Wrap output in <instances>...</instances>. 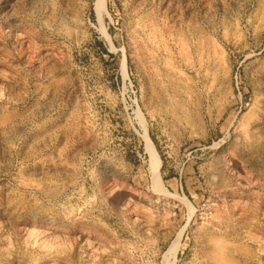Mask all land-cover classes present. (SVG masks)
Here are the masks:
<instances>
[{"label": "rangeland", "instance_id": "374dc122", "mask_svg": "<svg viewBox=\"0 0 264 264\" xmlns=\"http://www.w3.org/2000/svg\"><path fill=\"white\" fill-rule=\"evenodd\" d=\"M94 2L0 0V264H264V0Z\"/></svg>", "mask_w": 264, "mask_h": 264}, {"label": "bare ground", "instance_id": "6f19581e", "mask_svg": "<svg viewBox=\"0 0 264 264\" xmlns=\"http://www.w3.org/2000/svg\"><path fill=\"white\" fill-rule=\"evenodd\" d=\"M94 9L96 11L98 20H100L101 18V13L104 10V0H95L94 2ZM147 147L150 153V169H151V173L153 175L154 178V189H158L164 191V189L161 187L160 183H159V178H158V164L159 161L157 159L156 153L153 150V147L151 145V143L149 141H147ZM156 189V191H157ZM159 192V191H157ZM185 226L183 225L182 228H180L178 230V232L176 233V235L173 237V239L169 242L167 248L165 249L164 253H163V257H162V264H175V255L180 247L181 244V236H182V232L184 230Z\"/></svg>", "mask_w": 264, "mask_h": 264}]
</instances>
